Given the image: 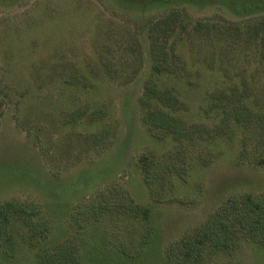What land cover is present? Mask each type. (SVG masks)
<instances>
[{
  "label": "rangeland",
  "instance_id": "374dc122",
  "mask_svg": "<svg viewBox=\"0 0 264 264\" xmlns=\"http://www.w3.org/2000/svg\"><path fill=\"white\" fill-rule=\"evenodd\" d=\"M230 4L0 0V203L37 205L32 219L46 224L40 238L18 223L0 264H37L45 248L60 245L80 264H168L166 247L182 231L200 225L232 194L264 191L255 135L239 127L229 140L224 133L212 137L219 121L204 98L243 75L247 105L264 111V56L247 37L264 9L238 14ZM172 9L190 21L235 22L242 31L219 70L183 49L191 81L172 83L186 103L181 116L203 123L210 135L188 141L177 155L171 137L158 139L146 129L139 102L146 82H170L151 70L146 26ZM214 49L209 43L202 50ZM143 157L162 170L173 163L176 171L148 185ZM128 199L137 211L127 208ZM208 264H264V249L217 255Z\"/></svg>",
  "mask_w": 264,
  "mask_h": 264
},
{
  "label": "trees",
  "instance_id": "16d2710c",
  "mask_svg": "<svg viewBox=\"0 0 264 264\" xmlns=\"http://www.w3.org/2000/svg\"><path fill=\"white\" fill-rule=\"evenodd\" d=\"M230 3L238 14H243L246 9L255 12L264 9V0L243 5L235 0H230ZM241 32L240 26L235 22L225 25L211 19L190 21L176 9L149 20L146 36L151 70L158 79L170 82L166 87L157 86L151 81L145 83L144 91L139 98L143 110V123L153 137L158 139L171 137L177 147L176 155L185 152L184 148L188 141L210 135L203 123H188L181 116L186 103L180 97V87L172 83L191 81L186 73L188 62L183 55V49L190 48L192 57L200 59L202 63H209L213 70L215 68L219 70L224 66L221 60L225 51H235L237 37H240ZM247 37L256 40L262 48L261 55L264 56V18L257 19V23L247 32ZM209 43L213 44L215 49L207 54L202 49ZM236 77L231 85L224 87L220 84L205 94L204 98L211 102L207 110L212 111L214 118L219 121L212 137L220 138L224 133L229 140L234 137L236 129L242 127L255 135L258 150L261 149L262 152L259 153L257 160L263 164L264 111L255 112L247 105V100L251 98L250 88L245 83L243 75H239L240 83L236 82ZM260 92L262 93L260 101L264 108V86ZM75 117L74 115L70 119ZM256 129L259 135L256 134ZM154 163L153 159L142 158V169L148 185L154 180L163 179L164 172L176 171L173 163L168 164L170 166L166 170L156 168ZM128 200L127 208L137 211L139 207L133 204L132 200ZM38 208L37 205H23L12 200L0 203V251L3 254L10 255L9 251L13 248V228H16L18 223L32 227L31 230L38 233L40 238L45 237L46 224L32 219ZM252 246L264 249V191L238 192L230 195L204 222L182 231L173 239L167 245L165 254L168 264H208L217 255L233 256ZM37 264L80 263L76 256H71V253L60 245L53 249L45 248Z\"/></svg>",
  "mask_w": 264,
  "mask_h": 264
}]
</instances>
